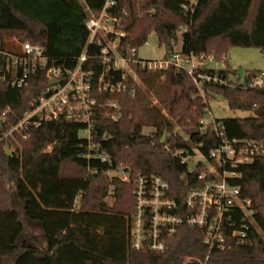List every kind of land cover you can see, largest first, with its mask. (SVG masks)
<instances>
[{"label":"trees","instance_id":"obj_1","mask_svg":"<svg viewBox=\"0 0 264 264\" xmlns=\"http://www.w3.org/2000/svg\"><path fill=\"white\" fill-rule=\"evenodd\" d=\"M104 1L0 0V264H182L186 258H202L207 251L202 232L187 225L166 238L162 252L131 248L133 179L160 176L179 205L188 189L201 183L199 169L187 174L180 159L193 153L192 146L213 163L209 151L219 146V133L228 141L264 143V88L204 84L198 89L182 69L150 72L132 65L141 85L131 75L124 83L134 87L133 94L98 90L101 74L114 83L121 77L120 70L106 71L98 44L86 47L83 68L91 72V95L96 100L91 144L104 149L109 162L88 157L93 150L80 136L84 125L61 117L4 136L31 99L47 87V79L38 70L26 86L8 85L2 79L3 53L18 55L21 44L29 42L43 48L48 65L71 69L87 42L85 19L98 13ZM111 13L121 19L119 50L137 51L154 32L164 56L175 51L203 53L226 61L230 46L264 51V0H117ZM210 71L235 74L230 68ZM257 72L247 70L245 80ZM215 97L225 99L231 109L252 111L253 116L215 119V127H202L207 102ZM112 102L118 105L116 120L106 115L116 111ZM175 125L181 131L174 130ZM145 127L153 131L145 133ZM120 164L130 168L129 182L107 176ZM3 165L10 173L6 178ZM224 169L235 173L227 180L249 200L253 221L243 243L213 249L207 264H264V156L226 163ZM109 188L115 199L112 205L104 201ZM33 228L38 234L29 232Z\"/></svg>","mask_w":264,"mask_h":264},{"label":"built area","instance_id":"obj_2","mask_svg":"<svg viewBox=\"0 0 264 264\" xmlns=\"http://www.w3.org/2000/svg\"><path fill=\"white\" fill-rule=\"evenodd\" d=\"M116 5L117 0H105L98 13L88 14L84 22L88 30L87 42L71 69L48 65L43 48L29 42L21 44L18 55L3 53L5 63L2 79L7 80L8 85L24 87L28 84L30 75L38 70H43L47 79V87L31 99L22 117L4 136L14 130H26L61 117L84 125L80 136L87 140L88 147L93 150L88 157L109 162L105 150L91 144L97 110L96 100L91 95V72L83 68L86 47L89 44L101 45V61L107 64L106 71L111 69L121 72L120 81L115 83L110 78H104V73L101 74L97 83L98 90H127L133 94L134 87L127 88L124 83L128 75L132 76L133 81L138 80L132 65H138L150 72L165 71L169 68L182 69L198 89L204 84L230 87L242 84L248 88H264V71L257 72L248 80H240L236 72L224 76L217 71H210L218 70L211 67V64L215 63L212 55L181 54L175 51L158 59L140 60L136 57L134 48L120 47L119 50L120 37L123 36L121 19L111 13ZM49 80L56 81L49 85ZM110 106L116 111L106 115L116 120L118 105L112 102ZM204 116H207V113ZM200 124L202 127H215V119L206 121L203 117ZM218 135L219 146L209 151L213 163L201 155L196 146H192L193 153L187 152L185 156H180L181 163L187 165V174L199 169L197 180L201 183L191 186L179 205L169 196L170 184L160 176L138 175L133 179L135 210L128 233L131 248L162 252L166 248V238L174 236L181 225H187L201 230L202 242L207 251L202 258H186L182 264H207L213 249L222 250L233 243H243L246 240V232L249 224H252L254 211L250 208L249 200L241 197L239 186L227 180L228 177H234L235 173L226 171L224 166L226 163L236 165L250 162L257 156H264V143L249 140L228 141L222 133ZM181 153L182 151H179V154ZM183 175L180 178L184 177ZM119 178L129 182L130 168L122 166Z\"/></svg>","mask_w":264,"mask_h":264},{"label":"rangeland","instance_id":"obj_3","mask_svg":"<svg viewBox=\"0 0 264 264\" xmlns=\"http://www.w3.org/2000/svg\"><path fill=\"white\" fill-rule=\"evenodd\" d=\"M180 40V39H179ZM179 49V43L176 47ZM165 54V49L162 45L158 44L157 36L154 32H151L147 38L146 42L139 46L136 51V57L140 60H150V59H158ZM211 67H215L216 69H225L230 68L237 73V76L240 80H243L247 70L252 71H264V51L259 48L252 47H232L230 46L226 53V61L223 59L219 61H215V63L211 64ZM137 83L141 85L140 81L137 80ZM152 104H156L157 101L152 94L149 96ZM164 112V111H163ZM165 113V112H164ZM207 116H204L206 121L214 119H223V118H245L253 116L252 111H243L239 109H231L228 106V103L225 99L221 97H215L213 99L208 100L207 102ZM182 127L175 125L174 130H180ZM153 131L150 127H145L143 132L151 133ZM167 134H165L164 141L166 139ZM162 137V136H161ZM4 166V165H3ZM123 164H120L116 171H108L107 176H118L120 175L121 167ZM5 178L9 176V170L6 166L3 167ZM112 191L109 188L107 195L104 197V201L108 205H112L114 202V198L111 196ZM32 234H38V230L33 228L29 231Z\"/></svg>","mask_w":264,"mask_h":264},{"label":"water","instance_id":"obj_4","mask_svg":"<svg viewBox=\"0 0 264 264\" xmlns=\"http://www.w3.org/2000/svg\"><path fill=\"white\" fill-rule=\"evenodd\" d=\"M55 81L56 80H49L48 84L51 85V84L55 83ZM165 134H166V132H163L162 137L160 139V142H162V143L164 141ZM5 151H6V153H7L8 156H11V151L9 150L8 147H5Z\"/></svg>","mask_w":264,"mask_h":264}]
</instances>
